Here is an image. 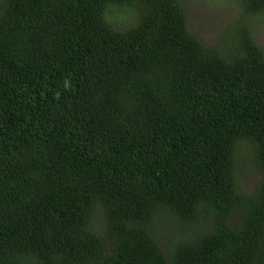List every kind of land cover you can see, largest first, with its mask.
Segmentation results:
<instances>
[{
    "label": "trees",
    "instance_id": "1",
    "mask_svg": "<svg viewBox=\"0 0 264 264\" xmlns=\"http://www.w3.org/2000/svg\"><path fill=\"white\" fill-rule=\"evenodd\" d=\"M223 1L0 0V264H264V0Z\"/></svg>",
    "mask_w": 264,
    "mask_h": 264
},
{
    "label": "rangeland",
    "instance_id": "2",
    "mask_svg": "<svg viewBox=\"0 0 264 264\" xmlns=\"http://www.w3.org/2000/svg\"><path fill=\"white\" fill-rule=\"evenodd\" d=\"M202 2L204 3V5H206L204 10L205 9L208 10L207 12H208L209 17L212 16L211 17L212 19H217L216 20L217 22H219L222 19L223 9L226 6L230 7V5H228V4L223 6L225 4V2H226V1H223V0H202ZM208 25H209V28L214 26L213 23H212V20L208 21ZM253 36L255 37V40H256L257 44L261 48H264V24H262L260 22L257 23V26L255 27L254 32H253ZM206 40L208 42L209 39L208 38H204V41H206ZM250 169H251V171H253V167H252L251 164H250ZM256 182H257V176L253 172H249V173H244L243 174L242 186L244 187V189H245V191L247 193H251V188L256 184ZM165 247H166V245H165Z\"/></svg>",
    "mask_w": 264,
    "mask_h": 264
}]
</instances>
